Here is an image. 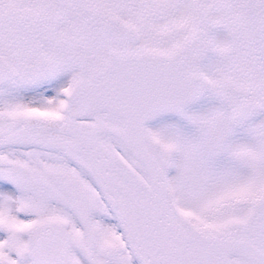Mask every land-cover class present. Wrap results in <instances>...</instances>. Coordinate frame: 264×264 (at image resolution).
<instances>
[{"label": "snow or ice", "instance_id": "6c2138e0", "mask_svg": "<svg viewBox=\"0 0 264 264\" xmlns=\"http://www.w3.org/2000/svg\"><path fill=\"white\" fill-rule=\"evenodd\" d=\"M0 264H264V0H0Z\"/></svg>", "mask_w": 264, "mask_h": 264}]
</instances>
